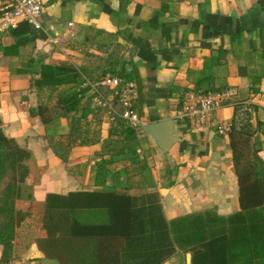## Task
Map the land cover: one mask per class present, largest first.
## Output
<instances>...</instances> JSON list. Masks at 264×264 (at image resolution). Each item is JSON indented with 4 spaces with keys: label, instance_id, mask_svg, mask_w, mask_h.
<instances>
[{
    "label": "crops",
    "instance_id": "crops-1",
    "mask_svg": "<svg viewBox=\"0 0 264 264\" xmlns=\"http://www.w3.org/2000/svg\"><path fill=\"white\" fill-rule=\"evenodd\" d=\"M42 1L41 29L22 24L0 31V121L5 135L31 150L45 170L33 186L34 199L113 188L132 195L158 192L169 221L207 210L221 216L238 212L230 136H221L216 127L193 130L176 113L187 92H234L235 105L219 110L216 124L248 118L252 142L261 145L264 160V0ZM116 45L138 68L141 87L134 105L140 123L175 118L181 141L165 157L138 131V162H132L106 145L131 142L127 128L106 115L100 143L76 145L63 162L50 143L67 140L71 119L56 117L45 126L39 106H55L57 94L68 87L36 89L32 81L40 79L44 66H81L87 53L112 52ZM91 93L97 95L93 106L114 109L112 96L105 98L97 89ZM189 254L179 253L165 264H189ZM12 264L59 263L33 244Z\"/></svg>",
    "mask_w": 264,
    "mask_h": 264
},
{
    "label": "trees",
    "instance_id": "trees-1",
    "mask_svg": "<svg viewBox=\"0 0 264 264\" xmlns=\"http://www.w3.org/2000/svg\"><path fill=\"white\" fill-rule=\"evenodd\" d=\"M123 50L116 45L112 52L87 53L77 67L67 62L44 66L40 79L32 81L36 89L68 87L57 94L55 106H39L45 126L56 117L71 119L67 140L50 143L63 162L69 161L76 145L100 143L106 115L125 126L131 137L127 146L106 145L138 162L139 143L134 141L142 130L122 117L121 93L127 84L135 83L139 90L141 83L137 65L124 60ZM110 74L119 81L115 88L103 85L102 76ZM93 85L105 98L112 96L114 109L93 106L97 97L91 93ZM86 98L92 100L83 104ZM253 135L248 118L232 122L230 149L240 210L229 216L207 210L169 221L158 192L132 195L104 188L49 194L44 202L36 201L33 186L41 182L45 170L31 150L5 135L0 121V264L22 259L33 244L59 264H165L179 253H191L192 264H264V160Z\"/></svg>",
    "mask_w": 264,
    "mask_h": 264
},
{
    "label": "built area",
    "instance_id": "built-area-1",
    "mask_svg": "<svg viewBox=\"0 0 264 264\" xmlns=\"http://www.w3.org/2000/svg\"><path fill=\"white\" fill-rule=\"evenodd\" d=\"M43 14L44 3L42 0H0V31L16 30L22 24H29L41 29ZM118 84L119 81L111 77L103 83L111 88L117 87ZM94 86L95 89L97 85ZM121 94L124 106L122 117L131 126H138L140 120L134 110V100L137 97L136 84H127ZM233 98L234 92L230 90L187 92L182 98L176 119L187 122L193 130L216 127L221 136H227L232 128V123L216 124L215 114L223 108L234 106Z\"/></svg>",
    "mask_w": 264,
    "mask_h": 264
},
{
    "label": "water",
    "instance_id": "water-1",
    "mask_svg": "<svg viewBox=\"0 0 264 264\" xmlns=\"http://www.w3.org/2000/svg\"><path fill=\"white\" fill-rule=\"evenodd\" d=\"M176 123L175 118H170L152 123H139L138 127L154 141L158 150L167 157L181 141V137L177 134ZM187 259L191 264L192 255L189 254Z\"/></svg>",
    "mask_w": 264,
    "mask_h": 264
},
{
    "label": "rangeland",
    "instance_id": "rangeland-1",
    "mask_svg": "<svg viewBox=\"0 0 264 264\" xmlns=\"http://www.w3.org/2000/svg\"><path fill=\"white\" fill-rule=\"evenodd\" d=\"M109 77H113V75H104V76H102V79L105 81L106 79H108Z\"/></svg>",
    "mask_w": 264,
    "mask_h": 264
}]
</instances>
